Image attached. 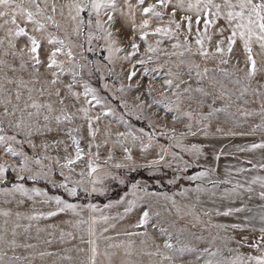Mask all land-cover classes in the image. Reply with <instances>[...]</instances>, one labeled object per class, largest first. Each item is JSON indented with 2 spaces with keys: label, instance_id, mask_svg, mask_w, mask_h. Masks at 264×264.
<instances>
[{
  "label": "snow or ice",
  "instance_id": "1",
  "mask_svg": "<svg viewBox=\"0 0 264 264\" xmlns=\"http://www.w3.org/2000/svg\"><path fill=\"white\" fill-rule=\"evenodd\" d=\"M261 173L264 0H0V264H264Z\"/></svg>",
  "mask_w": 264,
  "mask_h": 264
},
{
  "label": "rangeland",
  "instance_id": "2",
  "mask_svg": "<svg viewBox=\"0 0 264 264\" xmlns=\"http://www.w3.org/2000/svg\"><path fill=\"white\" fill-rule=\"evenodd\" d=\"M248 107L258 108L259 105L257 103V104H253V105H248ZM252 119L254 120V122H257V123L259 122V118L258 117H255V118H252ZM120 130H123V129L121 128ZM260 138H261V136H260V133L259 132H257L255 135L248 136V137H243V138L237 137V138L227 139V138L219 137L220 144L217 145V147H219L221 145L226 146V151H227V150H229L231 148V145L232 144H245V143L257 142ZM259 157H260V152L258 150L256 153L242 154L241 155V160H243L244 158L258 160ZM236 163H238V162L236 160L231 159V158H224V157H222L221 160H220V164H221L222 167L225 164H236ZM243 166L250 167L249 165H243ZM261 174H264V173H261ZM144 176L146 178L147 177V174L145 173ZM238 178L239 179H243V177H238ZM170 188H171V186H169L165 190L168 191ZM104 202L105 201L103 200V198H100V203H104ZM259 203H261V201H259L258 199H253L250 202V206H254V205L259 204ZM0 207H4V205L2 203H0ZM8 207H12L13 211H16L17 210V208H16L15 205H8ZM19 210L20 211H27L28 210V206L27 205L22 206V207L19 208ZM85 216H87V213H85ZM66 218L67 217H60L59 219H66ZM213 219H214V221L219 220V222H229V219L228 218H216V217H214ZM58 222H59V220H48V221H41L40 224H41V226H44L45 224H48V223H58ZM120 226L121 225H118V227H120ZM124 226H126V225H124ZM149 231L151 232L152 230L149 229ZM110 234H112V233H110ZM156 238H157L158 242H162V240L160 239V237L158 235H156ZM58 247H60L58 244H53L51 246V249L52 250H56ZM242 251H244L245 253H247V252H249L251 250L248 249V248H244V249H242ZM144 259H145V261H147V257H144Z\"/></svg>",
  "mask_w": 264,
  "mask_h": 264
},
{
  "label": "trees",
  "instance_id": "3",
  "mask_svg": "<svg viewBox=\"0 0 264 264\" xmlns=\"http://www.w3.org/2000/svg\"><path fill=\"white\" fill-rule=\"evenodd\" d=\"M174 190V188H170L168 191H173Z\"/></svg>",
  "mask_w": 264,
  "mask_h": 264
}]
</instances>
